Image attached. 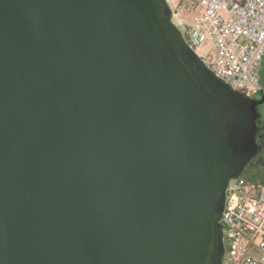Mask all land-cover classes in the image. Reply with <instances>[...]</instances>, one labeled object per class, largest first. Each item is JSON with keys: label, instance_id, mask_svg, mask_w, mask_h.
<instances>
[{"label": "water", "instance_id": "95a60500", "mask_svg": "<svg viewBox=\"0 0 264 264\" xmlns=\"http://www.w3.org/2000/svg\"><path fill=\"white\" fill-rule=\"evenodd\" d=\"M169 0H0V264H220L261 99Z\"/></svg>", "mask_w": 264, "mask_h": 264}, {"label": "built area", "instance_id": "2783aa9c", "mask_svg": "<svg viewBox=\"0 0 264 264\" xmlns=\"http://www.w3.org/2000/svg\"><path fill=\"white\" fill-rule=\"evenodd\" d=\"M169 3L174 24L207 70L246 98L264 96V0ZM220 222V264H264L263 181L253 173L230 180Z\"/></svg>", "mask_w": 264, "mask_h": 264}, {"label": "flooded vegetation", "instance_id": "af4514ba", "mask_svg": "<svg viewBox=\"0 0 264 264\" xmlns=\"http://www.w3.org/2000/svg\"><path fill=\"white\" fill-rule=\"evenodd\" d=\"M261 98L262 97H260L259 99H261ZM255 99H258V98H255ZM258 109H259V120H258V122H259V126H260V138H259L260 150H259L258 154H264V102L258 106ZM250 165H252V161L248 166H250Z\"/></svg>", "mask_w": 264, "mask_h": 264}, {"label": "trees", "instance_id": "16d2710c", "mask_svg": "<svg viewBox=\"0 0 264 264\" xmlns=\"http://www.w3.org/2000/svg\"><path fill=\"white\" fill-rule=\"evenodd\" d=\"M254 162V163H253ZM254 168H263L264 169V154H258L253 160L252 165L248 166L244 172V174H248L252 172ZM258 173V172H257ZM259 174V173H258ZM258 174H255L254 177L258 178ZM262 181L264 182V171Z\"/></svg>", "mask_w": 264, "mask_h": 264}, {"label": "rangeland", "instance_id": "374dc122", "mask_svg": "<svg viewBox=\"0 0 264 264\" xmlns=\"http://www.w3.org/2000/svg\"><path fill=\"white\" fill-rule=\"evenodd\" d=\"M262 86L264 87V62H263V66H262ZM263 171H264L263 168H254V169H252L251 173H253L254 175L259 173L257 179L262 181L263 174H261V173H263Z\"/></svg>", "mask_w": 264, "mask_h": 264}, {"label": "crops", "instance_id": "0c3cea01", "mask_svg": "<svg viewBox=\"0 0 264 264\" xmlns=\"http://www.w3.org/2000/svg\"><path fill=\"white\" fill-rule=\"evenodd\" d=\"M170 2H174V3H178L179 1H181V0H169Z\"/></svg>", "mask_w": 264, "mask_h": 264}]
</instances>
